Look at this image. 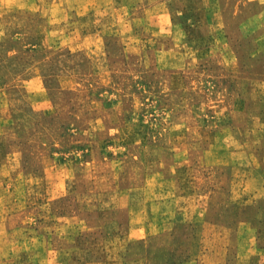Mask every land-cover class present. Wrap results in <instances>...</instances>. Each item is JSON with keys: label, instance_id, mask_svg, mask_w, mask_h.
<instances>
[{"label": "rangeland", "instance_id": "374dc122", "mask_svg": "<svg viewBox=\"0 0 264 264\" xmlns=\"http://www.w3.org/2000/svg\"><path fill=\"white\" fill-rule=\"evenodd\" d=\"M0 264H264V0H0Z\"/></svg>", "mask_w": 264, "mask_h": 264}]
</instances>
